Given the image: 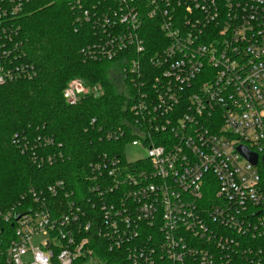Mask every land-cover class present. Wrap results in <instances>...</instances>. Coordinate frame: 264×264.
<instances>
[{
	"label": "built area",
	"instance_id": "built-area-1",
	"mask_svg": "<svg viewBox=\"0 0 264 264\" xmlns=\"http://www.w3.org/2000/svg\"><path fill=\"white\" fill-rule=\"evenodd\" d=\"M29 2L0 0V16L19 17ZM70 6L75 28L94 33L82 56L112 61L123 82V116L98 126L118 143L87 164L81 193L56 181L2 214L0 262L264 264V0ZM35 75L21 44L1 35L0 85ZM99 90L76 77L63 95L77 104ZM130 146L147 156L129 160ZM2 222L15 223L12 235Z\"/></svg>",
	"mask_w": 264,
	"mask_h": 264
},
{
	"label": "trees",
	"instance_id": "trees-1",
	"mask_svg": "<svg viewBox=\"0 0 264 264\" xmlns=\"http://www.w3.org/2000/svg\"><path fill=\"white\" fill-rule=\"evenodd\" d=\"M71 1L31 0L21 16H0V36L9 47L18 41L26 61L36 69L33 78L0 85V222L12 206H32L31 190L40 193L56 181L81 193L87 164L118 143L102 140L98 126H115L123 116V82L112 61L82 56V47L93 41L94 33L89 26L75 28ZM3 26L8 27L7 37ZM76 77L100 86L99 94L68 103L63 92ZM94 118L98 122L93 127ZM38 138H52L53 143L38 144ZM50 154L53 161L47 160ZM1 225L6 236L15 231L14 222ZM74 264L87 263L81 258Z\"/></svg>",
	"mask_w": 264,
	"mask_h": 264
},
{
	"label": "rangeland",
	"instance_id": "rangeland-1",
	"mask_svg": "<svg viewBox=\"0 0 264 264\" xmlns=\"http://www.w3.org/2000/svg\"><path fill=\"white\" fill-rule=\"evenodd\" d=\"M146 156H147V150L140 146H130L127 150V157L129 160H132V161L138 158L146 157ZM45 239L46 237L43 234H39L33 238V244L35 246H38ZM25 260H31L30 255L25 257Z\"/></svg>",
	"mask_w": 264,
	"mask_h": 264
},
{
	"label": "water",
	"instance_id": "water-1",
	"mask_svg": "<svg viewBox=\"0 0 264 264\" xmlns=\"http://www.w3.org/2000/svg\"><path fill=\"white\" fill-rule=\"evenodd\" d=\"M241 152L247 156L248 158H250L254 163H256L257 161V157L256 155L252 154L250 151H248L245 147H240ZM16 218H19V216H17Z\"/></svg>",
	"mask_w": 264,
	"mask_h": 264
}]
</instances>
